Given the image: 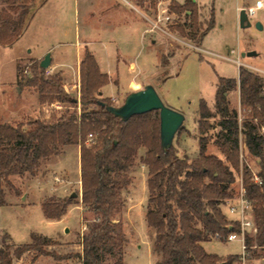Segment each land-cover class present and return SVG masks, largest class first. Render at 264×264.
Segmentation results:
<instances>
[{"label": "rangeland", "instance_id": "rangeland-1", "mask_svg": "<svg viewBox=\"0 0 264 264\" xmlns=\"http://www.w3.org/2000/svg\"><path fill=\"white\" fill-rule=\"evenodd\" d=\"M42 1H29L27 6L34 12ZM172 1L130 0L135 5L131 9L141 16L142 21L130 25L128 29H109L107 36L120 42L123 51L118 68L119 85L108 83L105 94L101 93L100 96L110 98L119 107L130 93L128 91L131 81L145 86L153 85L167 106L185 115V120L173 140L178 155L190 160L196 158L200 152V139L206 137L207 154L218 156L234 172L235 181L230 185L229 192L232 195L230 198H236L239 193V178L244 177V162H247L250 169L252 167L259 172L255 157L248 153L245 135L240 132L239 167L235 168L218 146L222 131L221 117L215 115L203 119L208 128L202 133L199 128V107L201 99H204L210 110L216 112L215 98L220 77L238 79L242 67L260 74L259 66L264 67V7L249 16L250 26L242 27L240 12L245 8H237L242 5V0H198L202 4H198L202 29L206 28L213 7L215 11V26L200 43L178 28L180 24H189L190 18L184 13L172 12L169 9ZM246 1L255 4L257 0ZM23 4V0H0V19L5 17L17 20ZM61 5H64V9L59 10ZM164 8H167L168 13L162 11ZM79 9L80 14L76 16L72 0H49L46 11L40 13V20L45 22L50 17L52 26L39 32L36 26L32 28L29 25L15 43H0V126L23 124L25 129H30L37 119H50L53 116L59 118L74 111L81 112V77L78 75L79 57L76 56V50L79 45L83 50L84 44L79 43L88 36L89 21L82 4ZM144 14L152 20L146 19ZM168 14L171 19L162 18ZM259 22L262 29L257 26ZM90 29V37L101 32L98 28ZM188 30L185 28L186 32ZM52 45H56L55 52L62 51L63 58L71 60L67 64L54 67L52 61L45 71V78L52 83L55 77L61 79L58 86L78 100L77 106L60 97V92L55 87L57 85H41L40 68H34L36 65L40 66L44 57L38 58L36 55ZM251 50L257 54L242 55ZM165 58L169 65L163 67ZM112 60L116 61V55ZM131 61L135 63L134 69L130 68ZM35 70L39 74V85H28L26 82L34 77ZM111 95L116 97H110ZM228 100L231 110L238 113L241 131L244 122L251 118L248 115L251 110L244 109L241 105L239 85L230 90ZM90 107L96 108L94 104ZM254 120L257 122V119ZM263 128L264 126L260 127V132H264ZM96 142V135L89 134L88 144ZM79 149L80 145L65 146L60 154L44 161L36 174L26 173L11 177L10 181L15 189L3 184L6 195L5 203L0 205V250L11 253L12 264L34 262V251L26 252L20 258L13 253L16 246L30 243L33 233L57 241L58 244L50 245L47 249L60 258L45 255L47 257H42L36 264H80L77 257L82 251L80 239L94 215L82 203V180L76 153ZM146 151V147L139 148L135 164L129 169L132 182L122 191L124 204L118 216L122 219L127 237L126 264H156L157 260L153 251L155 232L146 221L149 199L148 167L142 162ZM74 193L78 196H73ZM66 199H71L72 203L61 219L46 218L44 203ZM223 209L228 219L237 218L230 214L225 205ZM204 247L208 252L221 257L242 253L240 240L222 241L213 238L205 242ZM68 255L71 257L62 259ZM246 264H264V249L253 246Z\"/></svg>", "mask_w": 264, "mask_h": 264}, {"label": "trees", "instance_id": "trees-1", "mask_svg": "<svg viewBox=\"0 0 264 264\" xmlns=\"http://www.w3.org/2000/svg\"><path fill=\"white\" fill-rule=\"evenodd\" d=\"M23 0V8L17 20L0 19V43H15L28 26L34 12ZM43 0L40 5L45 3ZM169 9L177 14H186L189 24L178 28L191 38L202 42L215 26V11L211 10L205 29L199 22V6L195 0L179 3L173 0ZM188 28V32L185 31ZM169 65L163 59V67ZM41 85L57 87L63 100L77 106L78 100L58 86L61 79L53 83L45 78L46 69L39 65ZM36 71V70H35ZM37 71L28 85H39ZM111 81L100 71L94 55L87 51L81 62V112H72L59 118L37 119L30 129L23 124L0 126V205L5 203L3 184L15 189L10 178L26 173L36 174L44 161L60 154L62 148L80 145L82 203L94 217L87 224L80 239L81 253L77 254L80 264H126L127 237L122 219L118 216L124 204L122 191L132 182L129 169L135 164L138 150L146 147L142 162L148 167V208L146 221L155 232L154 254L156 264H227L240 263V255L221 257L208 252L204 243L218 233L226 241L232 231L240 232V224L228 219L223 206L232 197L230 185L235 175L230 166L216 155L207 154L208 139H200L199 155L190 160L180 157L174 147L164 150L160 134V114L153 110L136 114L125 120L109 110L114 106L110 98L101 97V89ZM239 85L241 105L250 109L248 118L240 131L238 113L230 108L228 93ZM44 99V98H43ZM216 112H212L206 101L201 99L200 132L208 128V119L221 117L222 131L218 146L235 168L239 167V135L243 132L248 153L255 157L259 168L256 181L247 162H244L243 177L246 196L252 202L256 232L245 234L248 252L253 246L264 249V91L263 76L244 67L238 79L220 77L215 98ZM94 104L96 108L90 107ZM254 119H257L255 122ZM96 135L97 142L88 144V135ZM71 199L43 204L48 219H61L71 205ZM58 244L50 237L32 234L30 243L16 246L14 255L20 258L29 251L36 252L33 260L41 255L60 259L47 247ZM259 257V255H255ZM71 257V255L63 258ZM8 250H0V264H12Z\"/></svg>", "mask_w": 264, "mask_h": 264}, {"label": "crops", "instance_id": "crops-1", "mask_svg": "<svg viewBox=\"0 0 264 264\" xmlns=\"http://www.w3.org/2000/svg\"><path fill=\"white\" fill-rule=\"evenodd\" d=\"M198 4L202 5L198 0H195ZM243 3L242 5H238V9L245 8L246 10L249 7H255V4H249L246 0H242ZM263 1V6L260 8H257L256 13L258 10L264 7V0ZM73 2V9L74 13L76 16L80 14V9L79 6L80 4L83 5V9L85 12L86 19L89 21L88 22V30L87 34L88 36L83 38V42H80L79 44L83 43L84 47L83 50L80 49V45L77 48L76 56L79 57V62H78V75L81 77V62L83 61L85 57V53L87 51L91 52L94 57L96 58V61L99 65L100 71L102 73H106L109 75L111 81L109 84H115L116 86L119 85L118 83V75H119V62L121 57V43L118 42L114 38H110L107 36V33L109 32L110 28H118V29H128L130 25H134L138 21H142V18L140 15L135 13L131 8H134L135 5L130 2V0H72ZM162 5V2L161 4ZM49 6V0H46L45 3L42 5H39L37 9L34 12V15L32 16L31 20L29 21V25L31 27H35L39 29V32H42L41 29H48L49 26H52L53 24L50 22L49 18L47 17L45 19V22L41 19V14L43 13L42 11H46L47 7ZM64 5H61L59 7V10L64 9L62 7ZM214 8V7H213ZM163 12H167V8H164L162 10ZM161 11V13H162ZM164 12V13H165ZM41 13V14H40ZM168 13V12H167ZM144 17L146 19H149L147 15L144 14ZM152 20V19H149ZM95 22V23H94ZM93 26V27H92ZM90 28H98L101 30V32H97L95 35L90 37ZM146 31V28L144 29ZM89 32V33H88ZM149 32V31H148ZM92 35V34H91ZM96 38V39H95ZM204 40V39H203ZM203 42V41H202ZM61 43V42H60ZM78 43V42H77ZM96 43V44H95ZM85 45L87 47H85ZM50 46V45H49ZM55 46L52 45V47H46L44 49V52L36 55V57L41 58L42 56L45 57V55L50 52L52 56V61H53V67L59 64H67L71 60H66L63 58V52H55ZM30 50V49H28ZM114 54V55H113ZM243 54V53H242ZM116 55V61L114 62L112 58ZM43 57V58H44ZM261 70L264 71V67L259 66ZM130 68H135V63L134 61L130 62ZM105 85L101 89V93L105 94V89L109 85ZM145 85L137 82V81H131L130 85V90L128 92H133L136 91L137 89L144 88ZM127 92V93H128ZM110 97H116V95H111ZM69 146H74V145H69ZM76 153L78 155V163H79V175H80V180H81V159H80V149L76 150ZM148 187V184H147ZM53 220V219H51ZM68 229V228H67ZM66 229V232H68ZM204 245V244H203ZM42 257H47L45 255L40 256L36 261L32 262L31 264H36L39 262V260Z\"/></svg>", "mask_w": 264, "mask_h": 264}, {"label": "water", "instance_id": "water-1", "mask_svg": "<svg viewBox=\"0 0 264 264\" xmlns=\"http://www.w3.org/2000/svg\"><path fill=\"white\" fill-rule=\"evenodd\" d=\"M240 24L242 27L251 25L246 9H243L240 12ZM257 26L261 29L263 28L260 22ZM256 54V51L251 50L244 52L242 55L254 56ZM51 63L52 56L51 53L48 52L41 60L40 66L43 69H48ZM109 110L125 120L136 114L158 110L160 114L161 142L164 150L173 145L174 137L185 120L184 113L167 106L163 102L153 85H147L143 89L130 92L121 106H109ZM73 196H78V194L74 193ZM220 264L227 263L221 262Z\"/></svg>", "mask_w": 264, "mask_h": 264}, {"label": "built area", "instance_id": "built-area-1", "mask_svg": "<svg viewBox=\"0 0 264 264\" xmlns=\"http://www.w3.org/2000/svg\"><path fill=\"white\" fill-rule=\"evenodd\" d=\"M263 6L262 0H257L255 7H249L247 9L248 15L252 16L256 13L257 8H260ZM162 18H165L167 20L171 19V16L168 14ZM161 19V16H160ZM260 74L263 76V91H264V71L261 69H258ZM264 131V128H263ZM263 133V132H261ZM91 135V134H90ZM254 179L258 182H260V179L258 177L257 170H253L251 167ZM240 186H239V193L236 198H230L226 201L225 206L229 210L230 214L237 216V218H231L232 221H237L240 224V232L238 231H232L230 232L227 237L226 241H233V240H240L241 241V248L242 253L240 255V264H246V259L249 255L246 241H245V234L247 232L252 233L256 232L257 228L255 225V221L253 218V206L252 202L248 199L246 196V189L243 182V177L239 178ZM214 239H220V235L216 233L214 235Z\"/></svg>", "mask_w": 264, "mask_h": 264}]
</instances>
